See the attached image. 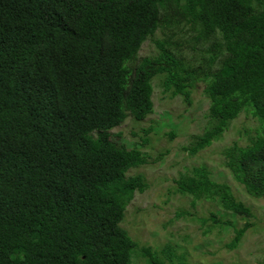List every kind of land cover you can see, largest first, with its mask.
<instances>
[{
  "label": "trees",
  "instance_id": "trees-1",
  "mask_svg": "<svg viewBox=\"0 0 264 264\" xmlns=\"http://www.w3.org/2000/svg\"><path fill=\"white\" fill-rule=\"evenodd\" d=\"M147 40L155 52L140 55ZM153 79L187 104L203 84L207 124L190 154L241 112L256 120L249 142L223 155L264 198V0H0V264H139L135 252L144 264H186L170 244L138 249L120 224L148 186L128 171L148 154L111 129L153 111ZM175 185L252 216L205 165Z\"/></svg>",
  "mask_w": 264,
  "mask_h": 264
},
{
  "label": "rangeland",
  "instance_id": "rangeland-1",
  "mask_svg": "<svg viewBox=\"0 0 264 264\" xmlns=\"http://www.w3.org/2000/svg\"><path fill=\"white\" fill-rule=\"evenodd\" d=\"M153 52L154 45L149 40L139 51L140 55ZM153 80V111L142 120L127 118L111 129L113 134L121 132L120 138L117 137L120 141L128 146L137 144L148 154L145 164L128 171V174H144L148 186L135 193L120 224L138 249L151 248L161 253L162 247L170 244L177 254L184 255L186 264H262L264 198L245 191L224 164L223 155V149L233 142L241 145L249 142L256 133V120L249 113L241 112L218 139L190 154L185 146L207 124L209 100L202 91L203 84L192 90L191 102L187 104L181 96H170L163 91L159 80ZM146 129L149 130L146 132ZM198 165H205L214 180L228 183L234 197L250 208L252 216L246 218L233 213L215 200H194L191 195L177 192L175 179ZM211 213L215 214L216 222L211 220ZM246 221L251 225L237 246L228 248L226 244L234 236V229ZM145 259L135 252L137 263L144 264Z\"/></svg>",
  "mask_w": 264,
  "mask_h": 264
}]
</instances>
